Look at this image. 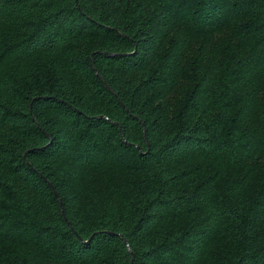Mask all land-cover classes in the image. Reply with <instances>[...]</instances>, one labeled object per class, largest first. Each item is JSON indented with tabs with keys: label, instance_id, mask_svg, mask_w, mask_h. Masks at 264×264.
Returning <instances> with one entry per match:
<instances>
[{
	"label": "trees",
	"instance_id": "1",
	"mask_svg": "<svg viewBox=\"0 0 264 264\" xmlns=\"http://www.w3.org/2000/svg\"><path fill=\"white\" fill-rule=\"evenodd\" d=\"M0 264H264V0H0Z\"/></svg>",
	"mask_w": 264,
	"mask_h": 264
},
{
	"label": "water",
	"instance_id": "2",
	"mask_svg": "<svg viewBox=\"0 0 264 264\" xmlns=\"http://www.w3.org/2000/svg\"><path fill=\"white\" fill-rule=\"evenodd\" d=\"M54 188V186H52ZM56 195L58 196V194L56 193ZM59 197V196H58Z\"/></svg>",
	"mask_w": 264,
	"mask_h": 264
}]
</instances>
